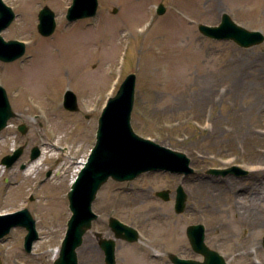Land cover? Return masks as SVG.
I'll use <instances>...</instances> for the list:
<instances>
[{"label":"rangeland","instance_id":"obj_1","mask_svg":"<svg viewBox=\"0 0 264 264\" xmlns=\"http://www.w3.org/2000/svg\"><path fill=\"white\" fill-rule=\"evenodd\" d=\"M3 1L16 17L1 35L24 41L26 50L0 62V85L16 113L0 131V159L27 141L44 158L30 174L0 165V213L27 208L39 236L26 253L25 229L13 228L0 241V264L53 263L70 216L71 180L95 142L103 104L129 73L136 75L133 131L183 152L192 172H147L101 187L93 210H111L139 231L138 244L117 250V264H160L148 258L157 247L198 259L185 234L195 224L227 264H264V0H98L95 17L72 22L65 18L72 0ZM44 5L56 22L48 37L36 29ZM223 13L263 40L241 47L197 29L217 25ZM67 89L78 112L62 106ZM234 165L246 173L209 172ZM178 186L186 200L176 214ZM160 190L169 191L168 201L155 195Z\"/></svg>","mask_w":264,"mask_h":264},{"label":"water","instance_id":"obj_2","mask_svg":"<svg viewBox=\"0 0 264 264\" xmlns=\"http://www.w3.org/2000/svg\"><path fill=\"white\" fill-rule=\"evenodd\" d=\"M97 0H72L67 9L66 18L69 22L93 17L96 14ZM165 8L159 5L158 14L164 13ZM116 12V9H114ZM37 31L44 37L50 36L55 29L54 13L47 6L38 13ZM12 9L0 0V32L7 28L14 20ZM198 30L205 36L218 40H233L241 47H250L263 40L260 32H251L235 23L228 14L223 13L221 21L216 26L198 25ZM25 44L17 40H4L0 35V61L12 62L23 56ZM135 74H129L121 83L118 91L105 104L98 119L96 142L92 151L78 173L68 192L69 209L71 216L66 224V233L61 243L58 256L53 264H78L76 250L82 243L84 234L91 229V223L96 218L91 205L97 191L109 179L129 181L147 171L168 170L171 172L188 174L192 172L189 159L181 152L162 147L151 140L138 136L131 127V112L134 102ZM63 107L68 111H77V99L73 92L66 91L63 96ZM15 117L9 103L5 89L0 86V130L7 121ZM21 133L26 127L19 126ZM22 148L12 155L6 156L1 163L7 166L21 154ZM39 149L33 148L31 159L37 158ZM210 173L226 175L228 173L245 174L237 166L228 169H209ZM158 197L167 201L169 191L156 193ZM186 194L181 186L176 191L174 210L180 213L185 208ZM23 226L27 230L24 247L27 252L31 244L38 238L35 222L30 213L24 209L8 215H0V238L6 235L14 226ZM110 227L115 238L134 242L137 240V231L119 220L112 218ZM189 243L196 254L203 257L200 260L181 259L170 255L173 264H227L222 255L210 249L204 242L205 228L202 224L190 225L186 229ZM264 246V237H263ZM107 264H115V243H103Z\"/></svg>","mask_w":264,"mask_h":264},{"label":"flooded vegetation","instance_id":"obj_3","mask_svg":"<svg viewBox=\"0 0 264 264\" xmlns=\"http://www.w3.org/2000/svg\"><path fill=\"white\" fill-rule=\"evenodd\" d=\"M23 151L22 155L20 156L23 157L24 155H27L29 158L30 154V149L32 146H29L28 141L23 143ZM19 158V160H20ZM28 163L26 162H21L18 164V167L20 170H24L27 166ZM129 190L128 192H130ZM95 213L97 214V218L93 222V227L94 229L91 230V238L85 236L83 239V243L81 247L79 248V264H107L105 262V253L102 248L103 243H108L110 244V240H114L116 244V250H115V255H116V260H117V250L126 247V246H134L140 242L137 241L133 244H128L125 241L121 240H116L115 239V234L114 232L110 229L109 226V220H110V211L111 210H103V209H96L94 210ZM106 211V212H105ZM95 225V226H94ZM152 253L148 255V258L153 259V260H158L160 264H172L169 261V255L177 254V252L173 251H160L157 249L152 248Z\"/></svg>","mask_w":264,"mask_h":264},{"label":"bare ground","instance_id":"obj_4","mask_svg":"<svg viewBox=\"0 0 264 264\" xmlns=\"http://www.w3.org/2000/svg\"><path fill=\"white\" fill-rule=\"evenodd\" d=\"M43 153L44 152H42L41 153V155H40V157L38 158V159H36L35 161H33L31 164H29L28 166H27V168L24 170V174H30L31 172H32V170H33V168L38 164V163H41V161L43 160ZM81 164L83 163V162H80ZM252 208L255 210V213H257V215H258V217H261L262 216V212H261V209H263V207L262 206H258V204L255 206V205H252ZM257 208H259V211L257 210ZM250 225H251V223H250ZM56 252H57V250H55L54 251V253H53V256H55V254H56Z\"/></svg>","mask_w":264,"mask_h":264}]
</instances>
